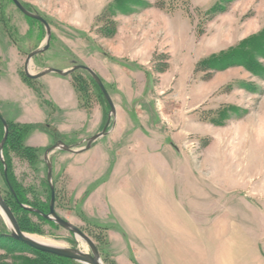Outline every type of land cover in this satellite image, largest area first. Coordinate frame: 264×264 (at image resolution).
I'll list each match as a JSON object with an SVG mask.
<instances>
[{
    "label": "rangeland",
    "instance_id": "obj_1",
    "mask_svg": "<svg viewBox=\"0 0 264 264\" xmlns=\"http://www.w3.org/2000/svg\"><path fill=\"white\" fill-rule=\"evenodd\" d=\"M19 1L44 17L55 35L50 48L32 59L33 73L47 67H90L101 78L116 112L120 116L138 114V125L154 128L164 143L158 151L151 146L146 152L135 148L122 157L112 135L106 133L84 153L54 151L50 160L57 214L94 241L104 264H210V260L211 264H264V78L243 67L212 73L197 67L207 55L227 50L264 29V0L223 2L225 10L213 15L207 10L219 0H146L153 5L138 7L128 15L110 16L115 23L105 15L99 18L114 0ZM0 19L12 37L0 23V114L5 120L28 124L26 143L39 150L33 162L14 150L5 156L11 159V176L23 186L26 200L45 204L46 213L51 192L45 150L59 140L74 149L84 147V139L106 126L110 106L85 70L76 73L86 81L81 103L72 85L75 75L49 73L40 78V97L20 80V72H24L27 55L45 44V28L27 18L12 0H0ZM261 63L264 65V60ZM223 108L238 111L230 112L232 119L214 126L210 119ZM114 119L111 117L109 129ZM106 154L111 163L119 157L127 163L122 169L129 171L134 182L126 195L135 200L143 216L142 227L154 229L155 235H161L160 226L145 214L146 204L141 200L149 191L162 197L168 209L180 207L186 214L182 217L188 216L203 232L207 227L201 225L205 223L202 218L219 215L211 221L205 243L194 239L187 221L180 226L187 247L198 258L173 243L167 248L166 262L161 247L146 246L142 239L145 246H139L131 236V224L122 215L94 202L101 190L99 184L110 180L109 173H97L102 177L87 185L72 182L65 173L71 165L91 172L93 164L106 163ZM149 171L160 179V183L151 182L150 188ZM0 192L11 196L1 172ZM240 209L247 212L242 215L248 220L247 229L226 218L236 220ZM27 216L34 226L23 231L27 235L90 252L70 231L39 215ZM1 231L10 229L0 212ZM23 250L0 248V255L34 258L31 250ZM176 258L183 259L182 263L173 261Z\"/></svg>",
    "mask_w": 264,
    "mask_h": 264
},
{
    "label": "trees",
    "instance_id": "obj_2",
    "mask_svg": "<svg viewBox=\"0 0 264 264\" xmlns=\"http://www.w3.org/2000/svg\"><path fill=\"white\" fill-rule=\"evenodd\" d=\"M231 1L233 0H219L207 10V13L213 15L216 14V12L219 13L218 10L222 12L225 10V6H223L222 3L223 2L229 3ZM152 5H153L152 3L146 0H114L113 2L107 4V6L102 11V13L99 15V18L101 19L102 16L105 15L107 16L106 18L108 21H110L111 23L112 22L115 23V20H111L110 16H115L117 14L128 15L135 12L138 9V7L144 9V8H149ZM156 6L160 8H164L162 5L160 6L159 3H156ZM29 19L32 22H37L40 25V27L45 28L44 25L38 20L32 18ZM0 23L3 24L4 31H6L8 37L12 39L11 34L8 33L9 31L5 27L6 26L5 22H3L2 19H0ZM54 37L55 35L52 34L50 44L52 40H54ZM12 41L14 44H16L14 40ZM262 60H264V29L248 37H245L238 44L228 48L227 50H222L220 52L206 56L205 58L201 59L198 62L197 67L209 73L223 71L232 67H243L245 70L249 71L250 73L264 78V65L261 63ZM76 73L77 70L71 73L70 75L76 76V77L71 76L72 85L77 93L79 102L81 103L82 101L80 100L81 98L80 93L84 91L83 83H85L86 81ZM20 75L22 77L23 82H25L29 87L33 88L35 92L40 94L39 95L40 97L43 96L41 95V91L39 88L41 86L38 85L39 79H31L27 77L24 74V72H20ZM90 80L93 82V84H95L100 94L104 97L102 90L100 89L96 81L92 78V76L90 77ZM244 88H246L247 90L250 89L253 90V87L250 84H244ZM104 100L108 104L105 97ZM233 110H237V109L223 108L219 110L214 116L211 117L210 122L216 125L224 124L223 120L230 118L231 117L230 112H232ZM6 122L9 127V134L3 150L4 156L5 154L8 155L9 154L8 152L10 150H14L24 155L23 157L24 159L28 160L29 162H33V160L37 158L39 150L36 147L30 146L26 143V137L30 131V126L28 124H22L20 122H15L11 120H6ZM3 134H4V124L2 121V115L0 114V141L3 138ZM5 159L8 165L7 178L9 184L7 183L6 178L4 176V169H2L4 166L1 160H0V172L2 173V176L10 190L11 196H9V194L7 193L4 195L1 192L0 193L2 194L4 200L7 202V204L14 212L16 219L19 223L20 229L22 231L29 230L31 228L33 229L34 228L33 223L31 222L30 218H28L27 213H33L39 215V217L42 216L38 213L24 209L21 206V204H29V206L33 208H37L42 212H45L44 210L45 204L42 203L39 204L33 202L31 203V201L29 203V201L26 200L23 186L17 181H15L13 176H11V170H10L11 159H9V157L7 158V156H5ZM10 187H12V190L10 189ZM49 208H50V204L48 207V211ZM43 219L47 220L45 218ZM47 221L52 222L51 220H47ZM24 247L32 251L30 253L34 258H30L29 256L26 255L18 256L14 254L9 256V254L8 255L4 254V255H0V264H79L78 262L69 258L60 257L57 255L32 249L26 244L13 239L10 236V232L8 231L0 232V248H3L4 250H6V252H12V251L15 252L16 250L24 251L23 250Z\"/></svg>",
    "mask_w": 264,
    "mask_h": 264
},
{
    "label": "crops",
    "instance_id": "obj_3",
    "mask_svg": "<svg viewBox=\"0 0 264 264\" xmlns=\"http://www.w3.org/2000/svg\"><path fill=\"white\" fill-rule=\"evenodd\" d=\"M223 71H217V72H223ZM18 77L20 78L19 75ZM20 80L22 81L21 78ZM195 109L196 108H194V110ZM190 113H192V111H190ZM123 117L125 119H123ZM138 117H139L138 114L133 112H129V115L126 114V116H122V115L120 116V112H118V110L116 112L114 122L111 128L108 130L107 134L112 135L110 138L113 144L117 145L116 148L119 156L120 154H122V157H124L126 155L125 153L127 152V150H131V149L134 150L135 148L136 149L138 148V150H144L146 152L149 146H151L152 150L156 149L157 151L163 147L164 143L161 142V140L159 141L160 138L156 136L158 134L157 132L154 131V128L150 126L146 128L143 125H138L139 124L137 121ZM232 117L233 116L231 115L230 119H232ZM15 122H20V121H15ZM20 123H25V122H20ZM150 124L152 123H149V125ZM212 124L214 126H219L214 123ZM145 132H147V135H145ZM87 139H84L82 142H86ZM82 142L75 143L74 146L79 145ZM165 148L167 149V147ZM103 149L106 150V147ZM72 154H76V153H72ZM77 154H81V153H77ZM126 166L127 163L123 161L122 158L120 157L116 161L114 160V162L111 163L108 155L106 154V163L99 162L98 164H93L92 166L93 168L91 169V172L88 170V168L83 167L82 169H80L78 167H74L73 165H71L66 167L65 173L66 175H69V177H71L72 182H76V181L78 183L81 182L83 185L85 184L87 185L88 182L90 183L94 182L100 179V177H102L104 174L108 175L109 173V176H111L110 180L108 181L105 179L104 182L99 184L101 190L99 191V194L97 195V198H95L94 202L96 201L99 204L107 205L110 210L113 209L119 215H122L124 221L127 224H131V226H129L130 228H132L131 236L134 238V240L139 246L146 245L152 248L161 247L162 249H164L163 253L165 254L164 258L166 262H168L167 261L168 257L166 256L167 248L170 247V245L172 246L173 243L179 246L180 248H184V250L186 248L189 254L191 255V257L195 255V257L198 258V256L195 253H193L189 249V247H187L185 238L181 234L184 230H182L180 226L184 225L183 222L187 221L190 224L189 228L192 230V235L194 239L205 243L206 242L205 240L206 239L208 240V236H206L207 234L206 231L210 230L209 227H211L210 225L211 221L214 219L216 220L215 217H218L219 215L214 214L211 215L210 218L207 216L202 218V221L205 223H201V225L207 227L205 232H203L202 228L196 227V225L192 222L191 219H189L188 216L187 219L185 217H182L183 215L186 216V214H183L182 210L180 211V207H178L176 211H172L168 209L167 206L163 204L162 197L159 198V195H157L155 192L149 191L142 194L141 200H144V203L146 204L145 207H143L146 210L145 214L150 215L151 221L153 223H158L157 225L160 226L161 235L160 236L155 235L154 229L150 230L147 227L145 229L142 227L140 222L143 219V216L138 212L136 208L135 200L132 199L130 196L126 195V190H128L129 188L132 189L133 186L132 182H134L130 178L129 171L127 169H122V167L125 168ZM99 172H101L102 176L100 174L99 175L97 174ZM149 172L150 174L147 177L148 178L147 181L149 183L147 184V187L150 188V186H152L151 185L152 183L156 181L160 183V179L158 178V176H155L156 174L154 175L152 171ZM122 180L123 181L126 180L125 182L127 183L121 184L123 182ZM161 195H163V193ZM103 198H106L107 203L103 202L104 200ZM240 210L242 211L239 217L236 219L237 221L234 220L233 217H226V218L233 220V222H235L236 225L240 224L245 229H247L249 226L248 220H244V218L242 217L243 213H247V212L246 210L243 209ZM220 218L224 219L222 217ZM198 231H202V232H198ZM165 232L166 235H164ZM196 235L198 237H196ZM202 235H203V240L201 239ZM193 237L191 236L190 239L193 240ZM228 238H226L225 240L226 245L228 244L229 241ZM139 239L145 241V245L141 243ZM173 261L182 263L181 261H183V259L176 258V260L173 259ZM209 262L211 264V260ZM212 263H215V261Z\"/></svg>",
    "mask_w": 264,
    "mask_h": 264
},
{
    "label": "water",
    "instance_id": "obj_4",
    "mask_svg": "<svg viewBox=\"0 0 264 264\" xmlns=\"http://www.w3.org/2000/svg\"><path fill=\"white\" fill-rule=\"evenodd\" d=\"M12 1L25 16L41 22L44 25L45 31H46L45 44L42 47L31 51L27 55L26 60L24 62V67H23L24 74L31 79H39V78H41V77H43L49 73H56V74H59L61 76H68L76 70H85L92 76V78L96 81V83L99 85L100 89L102 90L104 97L110 106V113H109V118H108V122H107L106 126L100 132H98L95 135H93L92 137L88 138L86 140V145L84 147H82L80 149H74L72 146H69V145H67L64 142L59 140V141L55 142L53 145L49 146L45 150L44 160H45V163L47 166V180H48V183H49L50 189H51V202H50L49 212L45 213V212H42L41 210H39L37 208H33L31 206L21 204V206L24 209L31 211V212L38 213L43 218H45L47 220H51L52 222L56 223L57 225L63 227L64 229L70 231L71 233H73L76 237H78L80 240H82L85 244L88 245L90 252L84 251L80 248L46 244V243L39 242V241L29 237L25 232H23L20 229L19 223L16 219L14 212L12 211L10 206L7 204V202L4 200L1 193H0V212L2 213L8 227L10 229V236L13 239H15L19 242H22V243L28 245L29 247L36 249L38 251L50 253L53 255L60 256V257L69 258V259H72V260H74L78 263H81V264H104V262L101 258L100 252L98 250V247L96 246L94 241L87 234H85L80 228H78L76 225H74L72 222L65 220L64 218L59 216L55 210L56 195H55V186L53 183V168H52V161L50 160V155L56 150H61V151H66V152H71V153H76V154L89 150L91 148L92 144L97 139L101 138L106 133H108V125L110 123L111 117L115 118V115H116L115 105H114L107 89L105 88L101 78L98 76V74L93 69H91L90 67H88L86 65L76 64L73 67H71L70 69H66V70L55 68V67H47V68H44L43 70H41L37 73H33L31 71L32 59L36 55L41 54L50 48L52 29L50 27V24L41 15L28 10L19 0H12ZM2 121L4 124V131L5 132H4L3 138L0 142V160L4 166V176L6 178L7 183L9 184V181L7 178V176H8L7 175L8 174V165H7V163L3 157V149H4L5 143H6L7 138H8L9 127H8L6 120L3 117H2ZM10 189L12 190V187H10Z\"/></svg>",
    "mask_w": 264,
    "mask_h": 264
},
{
    "label": "bare ground",
    "instance_id": "obj_5",
    "mask_svg": "<svg viewBox=\"0 0 264 264\" xmlns=\"http://www.w3.org/2000/svg\"><path fill=\"white\" fill-rule=\"evenodd\" d=\"M28 236L33 238V239H35V240H37V241H39V242H42V243L52 244V245H59V244L55 243L54 241L49 240V239H47L45 237H41V236H38V235H30V234ZM82 250L86 251L85 249H82Z\"/></svg>",
    "mask_w": 264,
    "mask_h": 264
}]
</instances>
